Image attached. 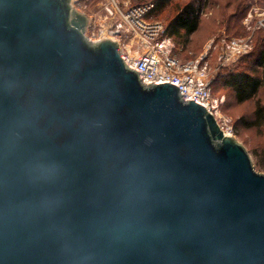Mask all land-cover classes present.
Listing matches in <instances>:
<instances>
[{
    "label": "water",
    "instance_id": "water-1",
    "mask_svg": "<svg viewBox=\"0 0 264 264\" xmlns=\"http://www.w3.org/2000/svg\"><path fill=\"white\" fill-rule=\"evenodd\" d=\"M88 23L0 0V264H264V173Z\"/></svg>",
    "mask_w": 264,
    "mask_h": 264
},
{
    "label": "built area",
    "instance_id": "built-area-1",
    "mask_svg": "<svg viewBox=\"0 0 264 264\" xmlns=\"http://www.w3.org/2000/svg\"><path fill=\"white\" fill-rule=\"evenodd\" d=\"M80 0H71L76 9ZM153 4L123 6L118 0H105L98 20H90L86 30H92V41L111 39L119 45L129 68H135L143 84L173 81L181 87L184 101L203 102L215 117L220 129L228 134L227 126L219 114L220 101L214 98L211 84L217 74L235 65L252 49L248 38H219L212 40L197 58L181 62L172 55L163 37L161 24L148 18ZM219 48L214 66L210 52Z\"/></svg>",
    "mask_w": 264,
    "mask_h": 264
},
{
    "label": "rangeland",
    "instance_id": "rangeland-1",
    "mask_svg": "<svg viewBox=\"0 0 264 264\" xmlns=\"http://www.w3.org/2000/svg\"><path fill=\"white\" fill-rule=\"evenodd\" d=\"M118 1L127 7L153 3V0ZM104 3L105 0H80L75 7L86 14L90 20H98L101 6ZM187 4H193L199 10V28L189 37L186 44L183 38L171 37L168 33L170 39H165L171 51L174 48V52L181 60L191 61L200 56L214 39L250 37L252 41L250 53L244 55L232 67L249 72L258 70L254 63L259 52L264 49V0H172L150 21L161 24L164 31ZM92 33V30H89L87 36L91 37ZM219 53V48L211 50L210 63L212 66L215 65ZM225 74L227 73L224 71L221 76ZM217 83L219 85L217 84L213 95L220 101L219 114L227 126L226 132L245 148L254 170L264 173V127H247L245 124L252 120L254 101L236 104L232 93L223 86L220 88L221 81ZM258 99L264 105V89L259 92Z\"/></svg>",
    "mask_w": 264,
    "mask_h": 264
},
{
    "label": "trees",
    "instance_id": "trees-1",
    "mask_svg": "<svg viewBox=\"0 0 264 264\" xmlns=\"http://www.w3.org/2000/svg\"><path fill=\"white\" fill-rule=\"evenodd\" d=\"M172 0H153V9L149 13L148 18L151 19L155 14L164 10ZM133 5V6H139ZM200 24L199 10L193 4L184 6L174 17L168 29H164L163 37L170 39L171 37H181L185 40V44L189 41V37L196 33ZM168 33L170 36H168ZM182 33V34H181ZM181 62L189 60H181L174 48L171 51ZM250 53V52H249ZM255 67L258 70L245 71L236 70L233 67L224 70L227 74L221 76L224 71L217 74L211 84L212 93L217 89L218 81H221L220 88L228 89L232 93V97L236 104H242L249 101H254L253 117L247 127H264V105L258 99L259 92L264 89V49L259 52L258 58L255 60ZM219 87V86H218ZM221 110V107H220Z\"/></svg>",
    "mask_w": 264,
    "mask_h": 264
}]
</instances>
